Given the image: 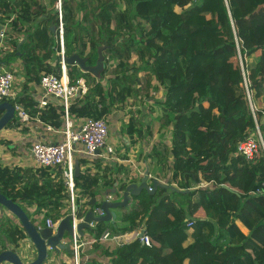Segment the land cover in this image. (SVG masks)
<instances>
[{
  "label": "trees",
  "instance_id": "1",
  "mask_svg": "<svg viewBox=\"0 0 264 264\" xmlns=\"http://www.w3.org/2000/svg\"><path fill=\"white\" fill-rule=\"evenodd\" d=\"M57 2L0 0V23L5 26L0 67L13 70L16 61L21 67L20 79L13 72L20 89L7 101L20 103L33 120L62 127L63 104L49 100L40 108L33 96L42 74L60 75L61 22L65 56L77 53L94 65L99 46L104 56L99 78L75 64L66 65L71 83L85 78L89 84L85 94L69 102V119L107 120L118 110L130 114L127 107L143 103L150 89L160 90L147 113L140 116L135 110L123 128L130 146L168 131L169 145L154 142L147 163L157 167L158 179L168 176V184L182 190L142 191L121 208L118 222L95 223L85 230L94 246L99 247L105 231L123 235L140 230L151 246L139 236L118 247L109 245L104 251L109 264H264V194L251 193L264 182V152L260 148L248 160L236 150L237 142L255 130L239 56L264 140V0H60V16ZM17 127L14 117L1 130L0 160L15 155L13 141L25 128ZM78 161V216L99 186L111 188L117 182L123 190L127 181L137 180L118 162ZM0 192L23 208L37 227L69 212V192L56 168L0 164ZM0 214V252L13 248L30 260V252L22 249L24 229L9 212ZM43 264L54 263L46 259ZM81 264L103 263L87 259Z\"/></svg>",
  "mask_w": 264,
  "mask_h": 264
},
{
  "label": "built area",
  "instance_id": "2",
  "mask_svg": "<svg viewBox=\"0 0 264 264\" xmlns=\"http://www.w3.org/2000/svg\"><path fill=\"white\" fill-rule=\"evenodd\" d=\"M59 16H60V0L56 3ZM3 32L1 31V37L3 38ZM59 42H60V75L57 76L53 73L42 74L40 76L38 86L41 90V97L39 99V107L42 108L48 103V98H55L60 103L63 104L65 110V116L63 125L60 128H55L50 124H45L41 122L38 118L34 120L31 118L30 114L25 110V108L20 103H12L14 106V117L16 118L19 125L23 126L31 121H36L37 123H42L46 132L51 136L47 141L36 140L30 144V156L32 160V166H47L51 168H56L60 170L61 177L64 180L65 186H67L69 192V212L72 214V226L74 229L73 237L70 240V247L72 250V260L73 264H81L83 260H87V255L85 254V247L88 243L87 241L79 238H75V226L78 222L83 220L85 212L88 209L93 210L95 214H102V210L98 205L94 208L87 205L86 210L83 212L82 216H78V206L75 204V199L77 197L74 180V161L78 160L80 157L85 159L100 158L105 162H125L117 153V148L115 149L112 142L109 140V126L106 119L99 118L93 119L91 117H86L78 123H73L69 119L67 114V107L69 102L76 97L78 94H85L88 90L89 84L85 78H78L75 82L71 83L68 77L67 64L63 59V30L62 24H59ZM240 61V71H241V83L245 91V97L248 102V106L252 112L255 121V130L245 134L236 145V150L239 154L243 155L246 159L251 160L258 153L261 148L264 152V140L262 138L261 132L259 130L256 116H255V104L252 98L251 84L248 78V73L245 70L241 57ZM14 76L10 70L0 68V103L7 101L8 98H14L16 92L11 89ZM126 123V122H125ZM124 123V124H125ZM154 178L150 174L148 176L149 190L151 187V179ZM140 179V177H139ZM139 179L137 181H139ZM204 186L206 183L201 182ZM252 194H264V182L251 192ZM122 196V190L117 191L115 197L113 195H108L110 200H120ZM77 207V210H75ZM59 220L53 222L50 219L46 220V226L54 228ZM95 222H91V228L94 227ZM141 231L134 233V236H139L143 244L150 247L151 241L148 235H140ZM122 237L119 235H111L108 231H105L100 240H112L119 241L118 238ZM122 240V239H120Z\"/></svg>",
  "mask_w": 264,
  "mask_h": 264
},
{
  "label": "water",
  "instance_id": "3",
  "mask_svg": "<svg viewBox=\"0 0 264 264\" xmlns=\"http://www.w3.org/2000/svg\"><path fill=\"white\" fill-rule=\"evenodd\" d=\"M5 29V26L0 23V43L2 41L1 31ZM54 29V26L51 27ZM22 43V40L19 44ZM18 44V45H19ZM103 46L97 48V59L94 65H87V59L79 56L77 53H73L70 56L63 55L64 62L69 65H77L82 71L89 72L95 77L99 78L104 69V56ZM14 119V106L9 101H3L0 103V131ZM3 161L0 160V164ZM74 174L79 175V161H74ZM149 169L146 167L143 175L139 181H127L125 188L122 190V196L120 200H110L107 196L109 194H116L120 189L117 186V182L111 188H106L100 191L99 194L88 200L89 206L97 204L102 210V214H95L93 210L88 209L85 212L83 220L78 222L75 226V238H83L84 230L90 229V223L100 222H114L116 218L115 209L126 207L133 199L138 196L142 191H146L149 194L155 193L158 188H164L172 191L182 192L174 185L161 182L158 178H152L151 187L149 190L148 184ZM226 187L225 185H223ZM77 210V207H75ZM0 211L9 212L24 229L26 234V241L34 247L35 256L31 260H25L17 250L13 248H7L0 252V264H43L47 259L49 251L60 252L65 251L72 254L70 243L66 241V238L71 240L74 234L72 226V214L67 213L65 216L59 219L54 228L48 226L37 227L29 219L27 213L17 203L7 198L0 192ZM141 231L140 235H143Z\"/></svg>",
  "mask_w": 264,
  "mask_h": 264
},
{
  "label": "crops",
  "instance_id": "4",
  "mask_svg": "<svg viewBox=\"0 0 264 264\" xmlns=\"http://www.w3.org/2000/svg\"><path fill=\"white\" fill-rule=\"evenodd\" d=\"M0 68H4V69H7V70H10L11 72L12 71L16 72L18 74L17 75V79H20L21 75H19L20 73H18V71L21 70L20 69L21 67L19 65V61H16L13 64V70L12 69H8L7 67H0ZM15 81H17V80H15ZM19 89L20 88L17 87V89L14 92L17 93L19 91ZM34 90H35V92L33 94L34 99L39 104V99H40V97L42 95L41 90H40L38 85L34 86ZM48 100L58 101L55 98H50V97L48 98ZM118 112H119V110L118 111H113V113L108 118L113 117ZM123 114H124L123 121L126 122L127 121V116H129V115H128V113L126 111H124ZM108 118H107V120H108ZM71 120H72L73 123H78L79 122V119H71ZM20 126L21 125H19V127L15 128L16 131H20L21 130ZM23 126L25 128H22L23 131H20V132H23V133L20 134V136L15 138V140L13 141V143H14L13 144V146H14L13 148H14L15 155H11V154L8 155L7 158L2 160L3 162L1 164H5V163L6 164H11V163H15L16 162V163H19L18 165H21V166H27V165L29 166V164H26L24 162V161L29 162V160L31 161V156H30V151L29 150H28V158H26V159L24 158L25 147H29L27 145H29L30 142L32 143L33 141H36V140L47 141L48 139L51 138L50 134L45 131L42 123H37L36 121H31L30 123H28L26 125H23ZM123 127H124V124H123ZM122 131H123V134H125L124 128H123ZM6 135L8 137L13 136V132L12 131L11 132H7ZM125 136L123 135L121 137H116L117 139L119 138L118 142H114L115 138L112 137L113 138L112 139L111 137H109V140L112 142V144L116 145V147L118 148V152L117 153L120 156H123L122 154H124V153H126V155H127V158L124 159L125 162L121 163L122 166L127 167L128 169L132 168L130 176L137 175V180L139 179V177H141L143 175L146 167H148V169H149V174L152 177L157 178L156 174H155L157 172V167L154 166V165H152V167H149L148 163H146L147 161H149V156H148L149 152H147L148 150L144 151L145 153L142 154V149L140 148V146H141L140 141L142 139H144V138L137 140L132 146H130L129 145L130 144L129 138L127 137L126 134H125ZM133 137L136 138V135H133ZM143 141L144 142H149V143L151 142L148 139L143 140ZM126 145H128V146H126ZM119 147H121V148H119ZM120 152H122V153H120ZM133 152H135V154ZM144 155H145V158H144ZM16 158H17V160H18V158H20L22 160H20V161L18 160L17 161ZM141 159L143 160L144 166L142 165V162L139 161ZM21 161H23V162H21ZM111 163H114V162H111ZM160 181L164 182V183H168V176L165 177L163 180H160ZM103 189H104L103 187L99 186L98 194ZM110 195H113L115 197L114 194H110ZM132 201H133V199H132ZM132 201L127 206H129L132 203ZM34 208L35 207L29 208V212L32 213L34 211ZM120 212H121V208L115 209V213H116L115 221H117V222L119 221L118 218H119ZM0 213H2V211H0ZM0 216H1V214H0ZM11 219L16 221V218L13 217V216L11 217ZM111 223H113V222H111ZM121 236L122 237H126V238L122 239V240H119L117 242L116 241H112L110 239L103 240V241L100 240L99 247H95L93 242H92L93 240L91 238V235L84 230V236H83L82 240L88 242L86 244V247H85V254L87 255V259H95V260H97V261H99V262H101L103 264H109L110 263L109 257L104 252L105 248L107 246H109V245L113 246V248H114V247H118L119 245H121L123 243L129 242L134 237V232L124 233ZM66 241L70 243V240L68 238H66ZM26 242L22 246V249L25 250L26 253L30 252L29 255L32 256L31 259H33V257L35 256V252L33 253L32 248H31L30 251H28L30 249L31 245H29ZM65 253H66L65 251H60V252H57V253L54 252V251H49L48 257H47V261L49 260V262H53L54 264H72L73 260H71V258L67 257V255Z\"/></svg>",
  "mask_w": 264,
  "mask_h": 264
},
{
  "label": "rangeland",
  "instance_id": "5",
  "mask_svg": "<svg viewBox=\"0 0 264 264\" xmlns=\"http://www.w3.org/2000/svg\"><path fill=\"white\" fill-rule=\"evenodd\" d=\"M216 2V1H215ZM212 4H213V2H212ZM251 62H252V60H250ZM104 70V69H103ZM13 72V71H12ZM144 72H141L139 75L141 76V78H142V83H141V87H142V94L144 95V93H145V89H144V86H145V82H144ZM107 75V74H106ZM14 81H13V83H12V85H11V89L13 90V91H15L16 89H17V84H16V81H15V79H13ZM146 94V93H145ZM147 96H142V100H143V103H139V101H135V103L133 104V106H130V107H127V109L128 110H130L131 112H130V114H132V115H136V112H135V110H139L140 111V116H142L143 114H146L147 113V111H148V104H152L153 103V99H158L159 97H160V95H161V91L159 90V91H157V92H153L151 89H150V91L148 92V94H146ZM151 96H154V98L153 97H151ZM140 98V96L137 98V100ZM124 111H126V110H122V111H119L116 115H114L113 117H110V118H108V120H107V123H108V126H109V136L112 138H115V141L114 142H118L119 140V138L117 139L116 137H121V136H125V134H123V124L125 123V121H123V117H124V114H123V112ZM159 111V110H158ZM155 112H157V111H155ZM158 113V112H157ZM129 114V113H128ZM130 114H129V116H130ZM153 114H155V113H153ZM127 118H128V116H127ZM122 129V130H121ZM2 131H0V133H1ZM162 136H160V137H158V136H156L155 138H153L152 140H151V142L149 143V142H144L143 140H146V138H144V139H142L141 141H140V143H141V146H140V148L142 149V154H144L145 152L144 151H146V150H148L147 152H149L150 151V149H151V145L154 143V142H157V141H159V140H162V141H164L167 145H169V143H170V141H169V139H170V135H169V133H168V131H162ZM126 137V136H125ZM112 138V139H113ZM130 140L131 139H129V142H130ZM30 144H31V142L29 143V145H27V146H29V147H25V151H24V158L26 159V158H28V150L30 149ZM116 144V143H115ZM115 146V149L117 148L116 147V145H114ZM119 148H121V147H119ZM123 152V151H122ZM122 152H120V153H122ZM134 154H135V152H133ZM148 154V153H147ZM130 156V155H129ZM132 157V156H131ZM144 158H145V155H144ZM135 159V158H134ZM16 160H17V158H16ZM18 160L20 161V160H22V159H20V158H18ZM17 160V161H18ZM139 161H141L142 162V165L144 166V164H143V160L141 159V160H139ZM21 162H23V161H21ZM26 164H29V166L31 165L32 166V160L30 161L29 160V162H27V161H24ZM16 163V162H15ZM147 163V162H146ZM16 164H19V163H16ZM149 165V167H152V165L151 164H148ZM132 169V168H131ZM167 177V176H166Z\"/></svg>",
  "mask_w": 264,
  "mask_h": 264
},
{
  "label": "bare ground",
  "instance_id": "6",
  "mask_svg": "<svg viewBox=\"0 0 264 264\" xmlns=\"http://www.w3.org/2000/svg\"><path fill=\"white\" fill-rule=\"evenodd\" d=\"M125 238H126V237H119L118 240H120V239H125Z\"/></svg>",
  "mask_w": 264,
  "mask_h": 264
},
{
  "label": "clouds",
  "instance_id": "7",
  "mask_svg": "<svg viewBox=\"0 0 264 264\" xmlns=\"http://www.w3.org/2000/svg\"><path fill=\"white\" fill-rule=\"evenodd\" d=\"M61 4V3H60ZM63 48H64V46H63ZM64 52V51H63ZM64 55V54H63ZM137 181V180H136ZM115 195V194H114ZM97 205V204H96ZM72 255V254H71Z\"/></svg>",
  "mask_w": 264,
  "mask_h": 264
}]
</instances>
